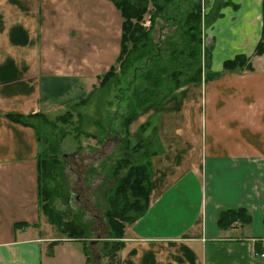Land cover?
<instances>
[{
  "label": "crops",
  "instance_id": "1",
  "mask_svg": "<svg viewBox=\"0 0 264 264\" xmlns=\"http://www.w3.org/2000/svg\"><path fill=\"white\" fill-rule=\"evenodd\" d=\"M250 2L233 0L240 9L208 28L220 76L183 86L131 122L137 137L157 116L164 151L152 158L146 212L126 225L121 264H264V66L253 64L264 60L254 54L264 0ZM122 26L112 0H0V264L65 255L85 263L45 233L53 225L39 201L38 133L7 114L50 115L85 96L116 62ZM239 54L250 57V73L225 72ZM236 207L252 222L220 228V210Z\"/></svg>",
  "mask_w": 264,
  "mask_h": 264
},
{
  "label": "trees",
  "instance_id": "2",
  "mask_svg": "<svg viewBox=\"0 0 264 264\" xmlns=\"http://www.w3.org/2000/svg\"><path fill=\"white\" fill-rule=\"evenodd\" d=\"M112 1L123 17L122 48L116 63L98 77L100 79L98 88L108 85L114 87L117 93L115 98L119 101L118 103H121L120 106H124L126 99L129 100L128 109L122 115V125L126 135L121 138V129L110 124L108 129L110 133L108 132L106 135L107 140L106 138L103 140L99 136L105 150L110 151L109 155L103 154L102 159L112 158L116 149L123 150V154L115 161L113 176L120 175L117 187L105 189L104 185L103 189H95L94 192L96 197H104L103 202L106 203V216L112 235L123 241L126 225L146 212L151 189L150 160L134 165V159L129 151L132 149L135 153L139 152L143 158H150L162 151L158 139H155L153 134L133 146L129 136L130 122L140 111L161 104L171 93H169L171 89L174 90L183 84L201 80L204 72L208 79L220 76L221 72H215L212 69V46L202 47L205 39L204 28L208 26V28L214 29L215 21L223 15L222 8L224 5L232 4L233 0H219L217 6L207 12L203 0ZM148 14L151 22L146 25ZM163 27H168L169 30H160ZM164 54L166 55L164 56ZM254 54H264L263 37L257 44ZM143 59H146V66H133ZM243 66L249 69L253 68L250 57L244 54H239L223 62L224 70ZM165 73L168 74L166 81L163 76ZM168 81L170 82L168 83ZM87 101L88 98L84 97L72 102L67 112L71 115L78 111V115H81L82 111L78 109ZM41 114L46 116L44 113L29 115L8 113L7 116L13 121L35 127L34 119ZM149 125L150 122L142 126L144 132ZM116 145H120L119 148H116ZM105 150H102L101 153H107ZM41 155L42 153L38 156L39 201L43 213L52 225L61 228L60 230L65 234L61 237H87L89 225L84 223L81 218V213L84 210H79L77 218L68 219L65 217V213L69 214L68 211L59 210L54 204V198L60 193L64 192L67 203L70 202L73 194L71 182L70 184L68 181V183H61L55 179L57 172L60 177H64L63 162L56 157L51 162L52 172L46 165L48 160ZM125 167L128 168L127 172L124 175L120 174ZM49 176H52L56 182L58 181L56 185L51 187L46 183ZM91 176L93 174H90ZM84 182L88 184L86 180ZM80 188L90 194L85 186ZM80 191L77 194L78 198L83 194ZM87 200L93 201L90 197ZM97 203L101 205L102 201L97 198ZM85 206L88 207V204L86 203ZM238 221L244 224L252 222V214L248 208H225L219 213L218 224L222 228L233 227ZM66 233H68L67 236ZM119 244L113 243L110 248L106 249L105 255L112 258L107 264H121L120 258L114 260L117 250L121 247Z\"/></svg>",
  "mask_w": 264,
  "mask_h": 264
},
{
  "label": "rangeland",
  "instance_id": "3",
  "mask_svg": "<svg viewBox=\"0 0 264 264\" xmlns=\"http://www.w3.org/2000/svg\"><path fill=\"white\" fill-rule=\"evenodd\" d=\"M203 1L205 4V7L211 6L210 9H212V7L217 6L218 4L217 1L219 0H203ZM187 3L189 4V1H187ZM245 3L250 4L251 2L250 0H245ZM232 7L235 8L234 11H238L240 9L232 3L226 6L224 5L222 10L227 11ZM147 17H148L147 18L148 21L151 22V20L149 19L150 17L149 14L147 15ZM263 28H264V21H263ZM164 29L166 31L167 29L169 30L168 27H163L160 30H164ZM213 30H210L211 32L210 36H208L207 39H204L203 46H202L203 48L208 46L211 38L214 37ZM170 31L173 32V30H170ZM207 32H209L208 26H205L204 36H207ZM121 48H122V44H121ZM165 55L166 54H164V56ZM260 59L262 58H258L253 61V64L258 69L261 66H264V60H260ZM145 62H146V59H143L139 62H136L133 66H139V65L146 66ZM252 69H249L243 66V67L233 68V69H228V70L232 72L242 73V74L246 73L247 75L250 73V71L247 72L243 70H252ZM225 72H228V71L225 70ZM206 75L207 74L204 72L202 74L203 78L199 81H193V82L183 84L174 90L171 89L169 91L168 89L166 91V94L168 91L169 93L170 92L171 93L170 94L168 93L169 95H167V98L161 104L153 106L151 108L161 106L168 98L176 94L177 91L183 86L190 84V83H194V82L204 81L203 79L204 78L206 79ZM163 76L165 77V81H166L167 80L166 77L168 76V74L165 73L163 74ZM182 78H184L183 75H182ZM169 82L170 81H168V83ZM97 83L98 84H96L92 88L89 87L86 90L85 96L78 98V99H81L84 97L88 98L87 103L79 107L78 109L79 111H82L81 115H78V111H75L71 115L67 112L71 107L69 106L71 104L70 103L69 105H67L69 107L67 106L63 107L62 109H60L59 112H56L50 115L45 114L46 116L41 114L40 116L36 117L34 119L36 126L35 127L32 126L36 129L38 133V137L40 140V153H42L41 157L46 158L48 160L46 161V165H48L49 171L53 172V167H52L51 162L56 157H58L59 160L63 162V165L65 167L64 169L65 173H64V177H60L59 172H57L56 173L57 177L55 179H57L61 183H64V182L66 183L69 182V184L70 182L72 183L71 188H73V194L71 195L70 202L67 203V197L65 196L64 192H62L54 198L55 199L54 204L59 210L68 211L69 214L65 213L66 215H68V216L65 215V217H67L68 219L77 218L79 210L80 209L84 210L83 213H81V218L84 223L89 225L88 236L83 237V238L63 237V239L60 240L62 242L68 241L69 245H71V247L74 248V249H71V251L76 250V256L69 254L68 259L70 261L72 260L73 262H76L79 258L77 255V253L79 252L80 254H82V258L84 259V261L86 260L84 264H107L108 262L111 261L109 260L111 257H107L105 255L106 249L110 248L113 245V243H120L119 245H122L121 243L123 242L121 241L122 239H118L117 237H114L112 235L110 224L108 223V219L106 216V207H105L106 203L103 202L104 197L102 198L96 197L94 190L101 189L102 187H104V185H105V189L111 188V187L115 189V187H117V185L119 184L120 175L119 176H113V175H114V168L116 165L115 163L116 158L123 154V150L116 149L114 151V155L112 158L110 157L108 159L107 158L102 159L103 158L102 155L103 154L109 155L110 151L105 150V148L103 147L104 145H102V142L100 139L103 138V140H105L107 133L108 132L110 133V131L108 130L110 127V124L111 126L114 124L116 127H118V129H121L122 131L121 138L125 137L126 131L122 125V122H123L122 115L128 109L127 105H128L129 100L126 99L124 106L123 105L120 106L121 103H118L119 101L115 98L117 93L114 87H110V85H108L106 87L98 88L100 84L99 78H98ZM151 108L140 111L132 119V121L139 114L146 112L150 110ZM131 122H130V125H131ZM148 122H150V125L144 132L142 129V126L144 124H147ZM148 122H145L140 126L141 135L137 137L134 136L132 132H130V125H129V136H130L131 142L134 146L136 145L137 142L146 140V138L151 137L153 134L155 136V139H158L159 146L162 148L161 152L156 153L154 155L161 154L164 151V147H163L162 139H161L160 132H159L158 117L157 116L153 117ZM27 126H30V125H27ZM119 135L120 133L118 134V136ZM119 146L120 145H116V148H119ZM102 150L107 151V153H101ZM129 152H130V155H132V158L134 159V165L144 163L148 159L150 160L149 170L151 172V178H152V173L154 170L152 158L154 157V155H152L150 158H143L140 156L139 152L135 153L132 151V149ZM127 170L128 168L125 167L120 174L124 175L127 172ZM90 174H93V176L90 177ZM55 179H53L52 176H49L46 179V183L52 187L56 185L58 182V181L56 182ZM84 180H86L88 184H86ZM82 186H85L86 190L90 191V194H88L87 191L81 190L80 187ZM79 191L83 193L82 195H80V198H78V195H77ZM89 197L93 201L87 200ZM97 198L100 201H102L101 205H98ZM86 203L88 204V207L85 206ZM97 205L100 207L98 208ZM47 229L48 230H46L45 233H47L48 237L56 238L58 236H65V234L60 230L61 228H58L56 225H53V227L48 226ZM67 235L68 233H66V236ZM119 256H120L119 250H117L114 260H116ZM260 256H261V253H260ZM50 264H52V262H50ZM56 264H67L66 255L62 257H58Z\"/></svg>",
  "mask_w": 264,
  "mask_h": 264
},
{
  "label": "built area",
  "instance_id": "4",
  "mask_svg": "<svg viewBox=\"0 0 264 264\" xmlns=\"http://www.w3.org/2000/svg\"><path fill=\"white\" fill-rule=\"evenodd\" d=\"M146 24H150V22L149 21H147V23ZM261 256L262 257H264V248H263V250H262V252H261Z\"/></svg>",
  "mask_w": 264,
  "mask_h": 264
}]
</instances>
